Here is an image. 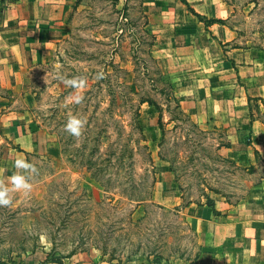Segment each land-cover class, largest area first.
<instances>
[{
  "label": "rangeland",
  "instance_id": "obj_1",
  "mask_svg": "<svg viewBox=\"0 0 264 264\" xmlns=\"http://www.w3.org/2000/svg\"><path fill=\"white\" fill-rule=\"evenodd\" d=\"M151 1L76 0L64 40L26 69L17 88L0 89L6 100L0 114L28 112V117H0V186L10 188L9 178L21 171L16 160L35 168L25 173L31 192H10L13 203L0 206V264H39L48 254L61 260L45 264H196L201 244L184 208L212 196L234 204L264 177L256 153L251 151L253 173L251 165L239 166L242 158L220 152L231 140L236 149H247V137L239 143L229 139L223 123L198 125L179 113L172 95L203 93L182 88L191 80L218 82L217 87L227 81L234 95L242 89L228 83L235 77L223 68L229 66L224 57L218 63L201 60L198 67L207 74L171 72L156 54L153 27L154 20L168 21L169 12L154 13ZM221 1L229 8L223 24L234 31L233 48L264 53V0ZM201 17L206 34L224 38L210 16ZM72 78H82L85 86H67L64 80ZM146 97L161 108L163 133L158 109L148 103L138 107L142 136L131 129L134 109ZM71 116L86 121L80 136L65 130ZM237 117L264 124V102L251 100L249 112ZM16 123L27 126L32 146ZM134 139L141 148L130 160ZM169 192L178 202H164L161 194Z\"/></svg>",
  "mask_w": 264,
  "mask_h": 264
},
{
  "label": "crops",
  "instance_id": "obj_2",
  "mask_svg": "<svg viewBox=\"0 0 264 264\" xmlns=\"http://www.w3.org/2000/svg\"><path fill=\"white\" fill-rule=\"evenodd\" d=\"M186 1L200 15L228 19L229 8L221 0ZM75 2L16 0L9 5L0 4V89L17 88L19 78L23 77L26 69L33 63L43 62L51 48L64 40ZM147 4L152 5L157 10L154 13L158 15L169 12L168 21L154 20L153 27L158 34L156 54L169 67L172 66L171 72L207 74L210 71L204 66L202 69L198 67L201 60L218 63L219 58L224 57L229 66L223 68L230 70L235 77L234 81L228 83L236 82L242 89V93L234 95L229 93L230 88L234 87L226 85L227 81L217 87L218 82L191 80L182 88L187 92L198 93L201 90L203 93L196 94L197 97L178 96L182 111L198 125L223 123L229 139L233 136L241 143L247 137L246 140L250 141L247 149H236L234 140H231V146L220 150L226 155L231 154L230 158H242L245 164L241 165L240 161L239 166L255 165L251 151L264 165L263 122L250 117H237L238 113L243 116L249 112L251 100H264V53L255 49L233 48L234 31L224 24L212 25L224 36L223 39L219 33L215 37L209 36L204 24L176 0H172V3L170 0H152ZM167 5L170 7L167 8ZM188 13L197 20L189 17ZM226 54L230 57L226 58ZM217 71L214 72L217 74ZM217 89L223 91L222 94L218 95ZM5 101L0 96V110L5 108ZM27 113L26 109L20 112L9 110L0 117H28ZM26 127L16 123L14 128L21 130L26 143L32 146ZM19 148L23 154L28 151ZM173 194L162 193L161 196L165 203L178 202L179 198ZM210 199L211 204L191 203L184 208L188 223L201 244V255L196 264H264V177L252 184L246 197L239 202L231 204L216 196Z\"/></svg>",
  "mask_w": 264,
  "mask_h": 264
},
{
  "label": "clouds",
  "instance_id": "obj_3",
  "mask_svg": "<svg viewBox=\"0 0 264 264\" xmlns=\"http://www.w3.org/2000/svg\"><path fill=\"white\" fill-rule=\"evenodd\" d=\"M64 83L67 86H85V82L82 78L65 79ZM81 99L82 97H78L76 102L79 103ZM85 124V120L77 116H71L65 125V130L73 136H80L81 130L83 129ZM14 167L21 171L13 173V175L9 178L11 184L10 188L7 186H0V206H10L13 203V199L10 196V192H20L24 195H27L31 192L29 176L25 175V173L35 172L34 166L29 163L26 159H18L15 161Z\"/></svg>",
  "mask_w": 264,
  "mask_h": 264
},
{
  "label": "trees",
  "instance_id": "obj_4",
  "mask_svg": "<svg viewBox=\"0 0 264 264\" xmlns=\"http://www.w3.org/2000/svg\"><path fill=\"white\" fill-rule=\"evenodd\" d=\"M176 1H178V2H180V3H182V4H184L186 7H187V9H188V11L190 12V13H192L194 16H196L197 18H198V20L199 21H202L201 20V15L200 14H198V13H196L191 7H190V5H189V3L186 1V0H176ZM209 20H211V22L212 23H220V24H223V22L225 21V20H222V19H209ZM168 88H170L171 90H173V89H175L174 88V85L172 84V83H168V86H167ZM175 103H176V108L179 110V113L181 114V112H183L182 111V109H181V105H180V102H179V99H178V97L177 96H175V95H172L171 97H170ZM255 100H257V101H262V102H264V100L263 99H255ZM142 103H148L149 105H151V106H154L156 109H158V118H157V123H158V126H159V129L162 131V133L164 132V128H163V121H162V113H161V108L158 106V104L155 102V101H153L151 98H148V97H146V98H142V99H140L139 100V102H138V106H137V108L136 109H134V114H133V116L130 118V126H131V129H134V128H136L138 131H139V133L141 134V136H142V134H143V130H142V126L140 125V123H139V105L140 104H142ZM160 110V111H159ZM173 118H175V117H173ZM187 119H190L189 117H186ZM174 119H171V121H173ZM191 120V119H190ZM134 127V128H133ZM140 139L141 140H144L143 139V137H140ZM132 143L135 145V147L134 148H131V149H129V153H128V157H129V159L130 160H132V158H133V153H134V150H135V148L136 149H138V150H135V151H139V149L141 148V146H140V143H139V141H136L135 142V139L132 141ZM224 143H222L221 144V146H226V147H228L229 145L226 143V145H223ZM143 148L144 149H147V146L146 145H143ZM147 159H148V161H149V165L151 166L152 165V160H151V157H150V153L149 152H147ZM129 166H130V169H131V171H132V173H134V167H133V163H132V161L131 162H129ZM153 170V168L152 169H150V171H152ZM133 175L134 174H131V178H132V180H133ZM153 180H154V178H153ZM242 199H244V198H242ZM237 202H239V200L237 201ZM236 203V202H235ZM206 204H211V199L210 198H208L207 200H206ZM231 204H233V203H231ZM52 258V256H50V254H48L47 255V257L41 262V263H39V264H45V263H55V262H58V261H55V260H61V258H56L55 260H53V259H51ZM155 260V259H154ZM155 263H158V260L156 259L155 261H154ZM159 264V263H158Z\"/></svg>",
  "mask_w": 264,
  "mask_h": 264
},
{
  "label": "built area",
  "instance_id": "obj_5",
  "mask_svg": "<svg viewBox=\"0 0 264 264\" xmlns=\"http://www.w3.org/2000/svg\"><path fill=\"white\" fill-rule=\"evenodd\" d=\"M6 2H15L16 0H4Z\"/></svg>",
  "mask_w": 264,
  "mask_h": 264
}]
</instances>
